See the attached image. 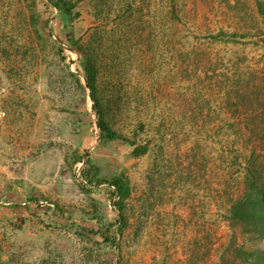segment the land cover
Returning a JSON list of instances; mask_svg holds the SVG:
<instances>
[{"label": "rangeland", "instance_id": "1", "mask_svg": "<svg viewBox=\"0 0 264 264\" xmlns=\"http://www.w3.org/2000/svg\"><path fill=\"white\" fill-rule=\"evenodd\" d=\"M251 182L264 0H0V264H241Z\"/></svg>", "mask_w": 264, "mask_h": 264}, {"label": "trees", "instance_id": "2", "mask_svg": "<svg viewBox=\"0 0 264 264\" xmlns=\"http://www.w3.org/2000/svg\"><path fill=\"white\" fill-rule=\"evenodd\" d=\"M55 4L67 14L71 12V5ZM84 68L87 88L90 90L89 96L92 100V108L94 109V113L97 115L96 125L100 130V137L105 139L123 138L118 132L110 128L101 113L100 104L96 95L95 75L88 59H86V62L84 63ZM129 142L130 144L135 145L134 141ZM145 149V146L135 145L134 152L135 154H141L145 152ZM94 168L95 166L91 165L83 172L84 178L88 179L89 182L96 177L95 171H93ZM113 181L120 193L122 187L121 179L116 177ZM231 210L232 219H236L244 223L251 222L256 226V231L259 234L264 235V183L256 184L255 182H251L243 196L238 198L233 203ZM237 253L241 258V264H264V251L262 250H240Z\"/></svg>", "mask_w": 264, "mask_h": 264}, {"label": "built area", "instance_id": "3", "mask_svg": "<svg viewBox=\"0 0 264 264\" xmlns=\"http://www.w3.org/2000/svg\"><path fill=\"white\" fill-rule=\"evenodd\" d=\"M5 113H4V111H1V115H4Z\"/></svg>", "mask_w": 264, "mask_h": 264}]
</instances>
